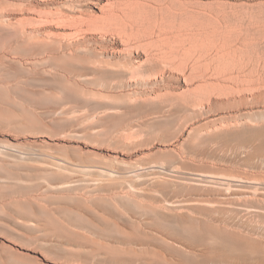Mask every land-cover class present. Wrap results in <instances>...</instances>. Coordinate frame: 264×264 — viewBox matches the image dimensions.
I'll return each mask as SVG.
<instances>
[{
    "label": "rangeland",
    "instance_id": "374dc122",
    "mask_svg": "<svg viewBox=\"0 0 264 264\" xmlns=\"http://www.w3.org/2000/svg\"><path fill=\"white\" fill-rule=\"evenodd\" d=\"M0 264H264V0H0Z\"/></svg>",
    "mask_w": 264,
    "mask_h": 264
},
{
    "label": "bare ground",
    "instance_id": "6f19581e",
    "mask_svg": "<svg viewBox=\"0 0 264 264\" xmlns=\"http://www.w3.org/2000/svg\"><path fill=\"white\" fill-rule=\"evenodd\" d=\"M83 28V27H82ZM72 30V29H71ZM82 30V29H81ZM76 31V30H75ZM78 31V30H77Z\"/></svg>",
    "mask_w": 264,
    "mask_h": 264
}]
</instances>
